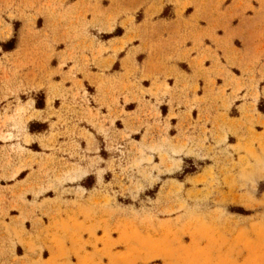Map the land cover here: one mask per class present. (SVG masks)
Returning <instances> with one entry per match:
<instances>
[{
	"label": "rangeland",
	"instance_id": "obj_1",
	"mask_svg": "<svg viewBox=\"0 0 264 264\" xmlns=\"http://www.w3.org/2000/svg\"><path fill=\"white\" fill-rule=\"evenodd\" d=\"M196 10L215 25L200 43L201 64L220 68L215 103L225 113L239 96L254 103L246 122L209 121L197 142L170 138L169 123L155 136L149 116L172 91L157 71ZM234 31L264 42V0H0V169L11 179L37 165L48 177L25 215L44 227L39 264H264V85L254 84L264 52L241 74L229 63L243 48Z\"/></svg>",
	"mask_w": 264,
	"mask_h": 264
},
{
	"label": "crops",
	"instance_id": "obj_2",
	"mask_svg": "<svg viewBox=\"0 0 264 264\" xmlns=\"http://www.w3.org/2000/svg\"><path fill=\"white\" fill-rule=\"evenodd\" d=\"M249 17L252 18V16ZM250 18L242 20L241 23L243 24H239L238 29L241 25H245L246 23V25L253 26L252 23L256 19L254 20L253 18ZM186 21V32L182 38L179 55L176 52L171 51L173 60H166V62L160 64L157 71V73H163V75L166 76V80L169 77L167 82L172 91L168 96L162 98L164 102L163 104L156 106L157 114L160 118H154V116L151 115L149 116V119L151 126H153V132L151 131V134L154 133L155 136L159 134L156 125L160 124L164 128L166 127V124L169 123L170 128L168 129V133L170 138L177 137L182 140L185 137H188L192 138L190 140H195L196 138L199 139L203 137L201 135L202 128L204 125H207L209 121H211L212 125L216 124L218 127H221L220 129L222 130L227 128V126L237 127L239 124L246 122L250 109L252 108L250 104H253L254 102L249 100L245 103L243 97L239 96L238 99H235L230 111L226 113L219 103H215L214 98L216 95H214L213 92L217 89L213 88L212 80H217L214 78L215 75H217V78L221 77L218 75L220 68L216 61H214V57L212 62H207L205 66H203V64H201V55L203 53L200 51V43L205 41L206 35L211 34L212 31L215 30L214 22L208 19L207 27L204 26L203 21H205V18L197 10L192 13L190 18L186 19ZM234 32L237 34L236 31ZM236 36L243 39V48L240 53H236V56H238L239 59L234 58L235 53H229L230 57L233 56L230 60L233 62L235 61L236 64L232 62L229 63L232 64L234 68L239 69L241 74L244 72L249 73L256 65L255 62L251 61L252 57L258 52H264V42L262 40L252 41L249 38L252 35L246 33H238ZM253 37L255 38V36ZM217 43L221 44L219 40L217 42L214 40L212 43V49L215 48ZM88 57L90 58L89 55ZM77 74L80 75L79 72H77ZM236 76L240 77L238 75ZM84 79H87L94 84L99 82V77L95 75L85 76ZM255 79L256 82L254 84H259L261 90L264 85V66H262L261 69L256 68ZM160 82L163 83L164 80H160ZM52 83L56 85V80H53ZM224 84L225 82L222 85L224 86ZM196 85L200 87L199 92H196L195 90ZM222 85H219L217 88H221ZM49 86L50 83H47V81L42 82L41 86L38 87V90L47 92L50 89ZM145 98L146 101L155 103L153 98ZM195 99L202 103V105L200 110L193 111L192 119H190V111L186 107V100L193 101ZM260 101L261 99L256 101L257 109ZM204 102L206 104H204ZM243 105L244 110L242 111L241 108ZM163 107L166 109L165 113H163ZM233 108H235L237 112L236 116L230 114ZM37 111L43 112L44 116H47V100L46 108L38 109ZM136 111L142 116L148 114L150 108L147 105L146 107L138 106ZM257 112L260 116L264 117V114L259 110H257ZM224 114H227L228 119H226ZM257 116L258 115H254L255 118H258ZM211 124L210 126L208 124L206 127H211ZM245 131L244 128H241L239 134L245 136ZM231 138H234V136L229 135V139ZM195 141L197 142L199 140ZM237 143L238 142H236L235 139L234 144L230 146H235ZM38 167L39 166L34 165L32 169L30 167L24 168L15 178L11 179L4 178L0 169V264H39L41 259L44 260V252L39 250L42 243V239H40L42 237L40 236L44 227L40 223L32 224L30 226L29 220L25 218V215L35 208L32 204L35 202L33 198L34 192L40 191V187L45 186V180L48 179L45 171H41ZM22 172L25 173V175L20 178ZM48 176H51V174ZM53 179L52 176L51 180ZM50 191L51 190L44 192L41 191L38 197L41 199V197L45 196ZM14 192L17 195L21 194L22 197H25L27 203L25 204L23 201L24 198H12L11 194ZM15 206L22 207V211ZM47 225L48 223L45 222L46 228ZM51 230H53V228ZM76 247L78 248V246ZM56 258L57 253L53 252L51 260L54 261Z\"/></svg>",
	"mask_w": 264,
	"mask_h": 264
},
{
	"label": "trees",
	"instance_id": "obj_3",
	"mask_svg": "<svg viewBox=\"0 0 264 264\" xmlns=\"http://www.w3.org/2000/svg\"><path fill=\"white\" fill-rule=\"evenodd\" d=\"M14 46L11 47H7V50H12ZM39 108H41V106L38 105Z\"/></svg>",
	"mask_w": 264,
	"mask_h": 264
}]
</instances>
